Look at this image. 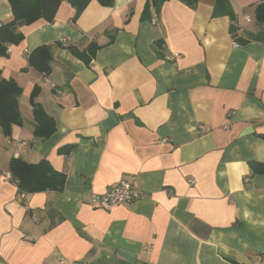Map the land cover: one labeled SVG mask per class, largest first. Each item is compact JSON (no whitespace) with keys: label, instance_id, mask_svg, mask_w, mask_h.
I'll return each mask as SVG.
<instances>
[{"label":"crops","instance_id":"0c3cea01","mask_svg":"<svg viewBox=\"0 0 264 264\" xmlns=\"http://www.w3.org/2000/svg\"><path fill=\"white\" fill-rule=\"evenodd\" d=\"M146 1L78 11L62 0L53 22L18 26L22 40L0 56L22 117L10 135L0 129V264H264L263 0H230L233 20L213 16L214 0H166L142 19ZM12 17L0 0V25ZM92 42L87 64L73 50ZM40 45L51 50L46 75L28 64ZM35 88L55 121L46 138L33 135ZM108 111L117 121L105 129ZM12 158L47 159L63 188L20 199ZM122 180L140 196L88 203Z\"/></svg>","mask_w":264,"mask_h":264},{"label":"trees","instance_id":"16d2710c","mask_svg":"<svg viewBox=\"0 0 264 264\" xmlns=\"http://www.w3.org/2000/svg\"><path fill=\"white\" fill-rule=\"evenodd\" d=\"M62 0H8L12 19L0 25V56L6 55L9 44L19 43L23 34L17 31V27L30 24L42 19L53 22L56 10ZM76 6L80 11L89 0H67ZM103 6L112 5L113 0H97ZM166 0H147L141 13L142 19L150 18V8L158 10ZM189 5H194L197 0H182ZM213 16L227 15L231 20L234 19L230 0H214ZM255 18L261 22L264 20V0L255 8ZM229 30L234 31L230 25ZM99 45L92 42L86 50H73V53L89 63ZM51 50L48 45L36 47L28 55V64L38 70L43 75L50 71ZM38 88H35L31 95V105L34 119L33 135L35 137L46 138L52 134L55 128V121L42 106L34 101ZM21 94V87L13 79L1 77L0 70V129L5 136L10 135L13 125H21L22 117L18 106V97ZM73 145L58 148L59 153L68 154ZM9 172L11 180H16L17 188L25 193H34L44 190L59 191L65 183V173L54 170L49 161L42 158L38 162L30 163L20 158H12L9 161Z\"/></svg>","mask_w":264,"mask_h":264},{"label":"built area","instance_id":"2783aa9c","mask_svg":"<svg viewBox=\"0 0 264 264\" xmlns=\"http://www.w3.org/2000/svg\"><path fill=\"white\" fill-rule=\"evenodd\" d=\"M157 20V15H153L151 17V23L154 24ZM61 43L63 46L68 45L67 40L63 39L61 40ZM172 57H177V54H174ZM172 59V58H169ZM47 82H50L47 78L45 79ZM51 85L53 86V84L51 83ZM234 112H228L227 113V117L230 116L231 114H233ZM197 130L200 132H205L208 131L209 129L203 125V124H199L197 126ZM25 143V142H24ZM18 145V143H17ZM18 150H15L14 152V156L18 157ZM11 178V176H10ZM13 184H15L16 188V180H12ZM189 183H194V180H192L191 178L188 179ZM17 192H18V197L20 199L25 198L26 194L24 191H20L17 188ZM140 196V191L135 188L133 186V184L129 181H125L122 180L120 182H118L116 185L113 186H108L103 192L99 193V194H95L92 195L89 200L88 203L93 205V206H98L104 209H110L111 207L115 206V205H119V204H123V203H130L133 200H135L136 198H138ZM75 264H81L80 262H77Z\"/></svg>","mask_w":264,"mask_h":264},{"label":"water","instance_id":"95a60500","mask_svg":"<svg viewBox=\"0 0 264 264\" xmlns=\"http://www.w3.org/2000/svg\"><path fill=\"white\" fill-rule=\"evenodd\" d=\"M163 90H164V85L163 84H159L157 93L161 92ZM116 121L117 120H116V117H115L114 113L112 111H108L107 112V118H105L101 122V125L103 126V128L109 129L116 123ZM118 253L121 254L123 257H125L129 261H132L134 259V255L133 254L122 252V251H118Z\"/></svg>","mask_w":264,"mask_h":264}]
</instances>
